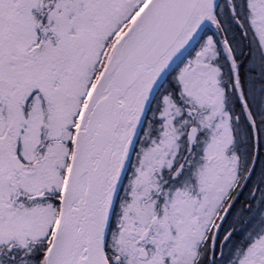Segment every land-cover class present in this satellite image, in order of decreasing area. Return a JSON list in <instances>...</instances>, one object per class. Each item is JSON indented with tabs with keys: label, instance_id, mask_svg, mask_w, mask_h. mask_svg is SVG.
Here are the masks:
<instances>
[{
	"label": "snow or ice",
	"instance_id": "obj_1",
	"mask_svg": "<svg viewBox=\"0 0 264 264\" xmlns=\"http://www.w3.org/2000/svg\"><path fill=\"white\" fill-rule=\"evenodd\" d=\"M0 264H264V0H0Z\"/></svg>",
	"mask_w": 264,
	"mask_h": 264
}]
</instances>
